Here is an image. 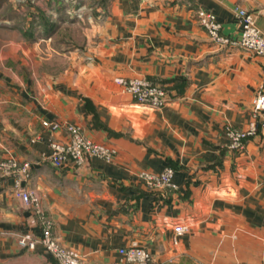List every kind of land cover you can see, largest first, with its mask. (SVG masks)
I'll use <instances>...</instances> for the list:
<instances>
[{"label":"crops","instance_id":"0c3cea01","mask_svg":"<svg viewBox=\"0 0 264 264\" xmlns=\"http://www.w3.org/2000/svg\"><path fill=\"white\" fill-rule=\"evenodd\" d=\"M236 6L264 36V0H76L69 29L80 26L81 41L2 45L0 160L29 164L27 186L62 244L103 264L131 243L150 264H264V112L241 149L225 135L247 126L253 96L264 93V57L213 43L196 16L213 12L237 39ZM134 76L163 87L168 102L136 105L117 83ZM45 120L79 126L113 158L54 168L49 142L67 134ZM167 166L174 191H152L137 176ZM175 223L186 231L176 235ZM26 232L40 235L37 217L0 172V264H58L40 245H19Z\"/></svg>","mask_w":264,"mask_h":264},{"label":"built area","instance_id":"2783aa9c","mask_svg":"<svg viewBox=\"0 0 264 264\" xmlns=\"http://www.w3.org/2000/svg\"><path fill=\"white\" fill-rule=\"evenodd\" d=\"M234 11L239 23V37L237 39L223 34L221 23L213 12L197 8L196 16L199 25L213 43L219 46H235L264 57V36L256 25L254 14L239 6H236ZM117 83L132 97L136 105L156 109L163 107L169 100L165 89L146 77H121L117 79ZM263 112L264 93L258 92L251 100V116L247 126L242 129L227 127L225 130L230 149H241L244 140L257 133L258 119ZM42 125L53 130H63L67 134V140L64 142L56 140L49 142L50 154L48 159L54 168L63 167L69 162L75 166H81L88 157L110 161L115 154L112 147L91 140L75 124L45 120L42 121ZM0 171L3 176L12 178L13 195L20 200L22 206L29 209L37 217L41 227L39 236L30 232L19 235V245L29 249L40 245L56 259L58 264H103L91 261L86 255L65 246L53 233V222L43 211L39 195L34 189L27 186L30 177L27 162H20L14 156L8 155L0 160ZM173 173V168L167 166L160 172L142 170L137 173V176L150 190L166 193L177 188L172 179ZM186 229L187 227L181 223H175L173 226L176 235L184 233ZM116 252L119 259L111 264H150L152 260L150 252L137 243L120 246Z\"/></svg>","mask_w":264,"mask_h":264},{"label":"rangeland","instance_id":"374dc122","mask_svg":"<svg viewBox=\"0 0 264 264\" xmlns=\"http://www.w3.org/2000/svg\"><path fill=\"white\" fill-rule=\"evenodd\" d=\"M87 1L96 4L100 0ZM74 2L76 0H0V50L5 41H33L40 35L38 41H81L80 26L69 29V8ZM67 44L59 45L60 49L69 48Z\"/></svg>","mask_w":264,"mask_h":264},{"label":"trees","instance_id":"16d2710c","mask_svg":"<svg viewBox=\"0 0 264 264\" xmlns=\"http://www.w3.org/2000/svg\"><path fill=\"white\" fill-rule=\"evenodd\" d=\"M156 84V83H155ZM158 85V84H157ZM160 86V85H159Z\"/></svg>","mask_w":264,"mask_h":264}]
</instances>
